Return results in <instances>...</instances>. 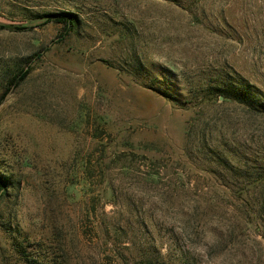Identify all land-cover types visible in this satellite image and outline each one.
<instances>
[{
  "label": "rangeland",
  "instance_id": "rangeland-1",
  "mask_svg": "<svg viewBox=\"0 0 264 264\" xmlns=\"http://www.w3.org/2000/svg\"><path fill=\"white\" fill-rule=\"evenodd\" d=\"M0 182V264H264V0H0Z\"/></svg>",
  "mask_w": 264,
  "mask_h": 264
},
{
  "label": "trees",
  "instance_id": "trees-1",
  "mask_svg": "<svg viewBox=\"0 0 264 264\" xmlns=\"http://www.w3.org/2000/svg\"><path fill=\"white\" fill-rule=\"evenodd\" d=\"M168 1H172L173 0H168ZM43 18H47L48 22H51V20L53 19L54 22L57 23H64V29L63 32L61 33V35L58 36V38L52 42V44H56L58 42H62L63 40H65L67 37L70 36V34L74 31L75 26L77 25V16L73 15V14H69L66 17H62V16H57V14H46L43 16ZM25 28H14V30L16 31H22ZM48 49L39 52L38 54H36L34 56L33 59H31V62L28 63L26 69H21L16 77H14L13 81H11V86L13 88H17L22 82H24L26 80V78L28 77L29 73H30V69L32 67V64L39 60L40 58H42V56L47 52ZM228 92V91H227ZM225 92L223 95V101L227 100V99H232L234 98V100H237L238 102H244V100L248 101V102H253L254 100V95L251 92L248 91H243V90H238L235 91L233 93L229 92L227 93ZM1 183V182H0Z\"/></svg>",
  "mask_w": 264,
  "mask_h": 264
},
{
  "label": "water",
  "instance_id": "water-1",
  "mask_svg": "<svg viewBox=\"0 0 264 264\" xmlns=\"http://www.w3.org/2000/svg\"><path fill=\"white\" fill-rule=\"evenodd\" d=\"M57 16H59V15H57Z\"/></svg>",
  "mask_w": 264,
  "mask_h": 264
}]
</instances>
